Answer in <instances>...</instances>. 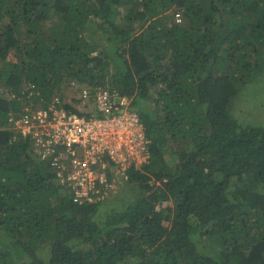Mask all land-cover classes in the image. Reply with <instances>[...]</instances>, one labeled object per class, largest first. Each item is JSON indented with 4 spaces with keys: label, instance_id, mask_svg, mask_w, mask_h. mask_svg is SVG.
<instances>
[{
    "label": "trees",
    "instance_id": "1",
    "mask_svg": "<svg viewBox=\"0 0 264 264\" xmlns=\"http://www.w3.org/2000/svg\"><path fill=\"white\" fill-rule=\"evenodd\" d=\"M66 82L131 98L150 140L125 182L139 196L72 202L2 94L0 264H264V123L231 111L264 87V0H0V87L43 105Z\"/></svg>",
    "mask_w": 264,
    "mask_h": 264
},
{
    "label": "built area",
    "instance_id": "2",
    "mask_svg": "<svg viewBox=\"0 0 264 264\" xmlns=\"http://www.w3.org/2000/svg\"><path fill=\"white\" fill-rule=\"evenodd\" d=\"M70 84L78 89L76 104L59 96L43 105L28 94L13 96L17 106L8 113L6 126L13 137L29 139L34 154L48 163L72 202L102 203L118 194L130 168L149 163L150 140L129 96L115 87Z\"/></svg>",
    "mask_w": 264,
    "mask_h": 264
},
{
    "label": "rangeland",
    "instance_id": "3",
    "mask_svg": "<svg viewBox=\"0 0 264 264\" xmlns=\"http://www.w3.org/2000/svg\"><path fill=\"white\" fill-rule=\"evenodd\" d=\"M166 16L164 21L166 23H177L186 25V21L184 19V16L182 15L181 9H179L177 6H171L166 11ZM22 25V24H21ZM19 27L20 31H24V27ZM92 30L85 29L84 36L85 39L90 41L93 37V33H91ZM114 70V65H110L109 72L112 73ZM109 73V74H110ZM111 79L110 77H106L105 79V85L108 86ZM77 88L75 85H72L70 83L67 84L64 83L60 87H58L55 90V96H59L65 103H72L76 104L79 101L77 100ZM5 94L6 98L10 99L12 101V97L17 94L14 90L7 87H0V95ZM4 96V95H3ZM29 99L33 102H43V98H37L33 93L28 92ZM2 97V96H1ZM91 107L94 108V101L91 98L90 100ZM231 111L234 115L237 116V118L240 121L245 120H251L257 123H264V87L260 84H247L245 85L239 95L235 98V101H233V104L231 106ZM134 183L128 184L124 183L120 187L121 195L118 198H115L113 201V204L116 207H124L127 205L128 200L136 199L139 195H137L134 190ZM111 205V204H110Z\"/></svg>",
    "mask_w": 264,
    "mask_h": 264
}]
</instances>
